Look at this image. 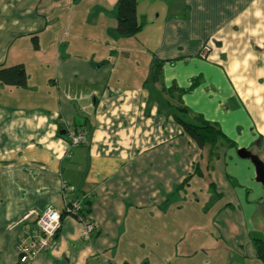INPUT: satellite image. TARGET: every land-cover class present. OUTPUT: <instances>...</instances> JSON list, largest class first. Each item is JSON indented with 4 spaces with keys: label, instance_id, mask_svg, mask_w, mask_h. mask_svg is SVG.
Here are the masks:
<instances>
[{
    "label": "crops",
    "instance_id": "obj_1",
    "mask_svg": "<svg viewBox=\"0 0 264 264\" xmlns=\"http://www.w3.org/2000/svg\"><path fill=\"white\" fill-rule=\"evenodd\" d=\"M116 3L0 0V68L27 74L0 83V264H19L26 216L74 200L89 239L63 215L29 264H263L264 178L238 151L264 172V0H136L131 38ZM178 107L231 144L208 156ZM66 126L88 136L69 157Z\"/></svg>",
    "mask_w": 264,
    "mask_h": 264
},
{
    "label": "trees",
    "instance_id": "obj_2",
    "mask_svg": "<svg viewBox=\"0 0 264 264\" xmlns=\"http://www.w3.org/2000/svg\"><path fill=\"white\" fill-rule=\"evenodd\" d=\"M116 19V28L113 30L117 38H131L138 34L143 24L138 21L136 15V0H117L116 6L113 10ZM159 65H155L150 76V81L157 78ZM0 83L11 87H24L27 83V74L23 65H15L9 68H0ZM187 110L178 107L175 109L173 118L178 123L183 132L196 144L199 149L205 146L214 148L218 141H223L231 144L229 140L212 124H209L198 118L194 123L185 120ZM188 177L178 189L183 188L188 184ZM90 212L88 202H82L81 215L85 217ZM64 214L62 213L61 216ZM254 245L258 258L264 264V242L261 239H254Z\"/></svg>",
    "mask_w": 264,
    "mask_h": 264
},
{
    "label": "built area",
    "instance_id": "obj_3",
    "mask_svg": "<svg viewBox=\"0 0 264 264\" xmlns=\"http://www.w3.org/2000/svg\"><path fill=\"white\" fill-rule=\"evenodd\" d=\"M65 136L67 138L66 156L69 157L72 148L87 143L88 136L85 131L66 126ZM82 201H67L64 204L63 214L77 220L82 224V238L88 240L94 231V225L81 215ZM33 217L30 224L22 231L15 243V252L19 264H29L39 254L48 250L56 238L61 227V214L51 208L40 213L31 212L25 217Z\"/></svg>",
    "mask_w": 264,
    "mask_h": 264
},
{
    "label": "water",
    "instance_id": "obj_4",
    "mask_svg": "<svg viewBox=\"0 0 264 264\" xmlns=\"http://www.w3.org/2000/svg\"><path fill=\"white\" fill-rule=\"evenodd\" d=\"M238 156L240 158H247L250 159L251 162L253 163V165L255 166L257 175L259 179L264 178V172H263V168L261 163L256 159V157L249 155L248 153H246L244 150H240L238 151Z\"/></svg>",
    "mask_w": 264,
    "mask_h": 264
},
{
    "label": "rangeland",
    "instance_id": "obj_5",
    "mask_svg": "<svg viewBox=\"0 0 264 264\" xmlns=\"http://www.w3.org/2000/svg\"><path fill=\"white\" fill-rule=\"evenodd\" d=\"M181 149V148H180ZM206 153L208 154V153H210V155H208V156H210L211 158H212V156H213V149H210L209 147H207L206 146ZM198 154H197V151H196V156H197ZM203 156H204V153H203ZM206 156V155H205ZM198 157V156H197ZM201 157H202V154H201ZM195 160H199L198 158H196ZM194 166V165H193ZM193 166H191V165H189V167L188 168H190V171L189 172H193Z\"/></svg>",
    "mask_w": 264,
    "mask_h": 264
}]
</instances>
